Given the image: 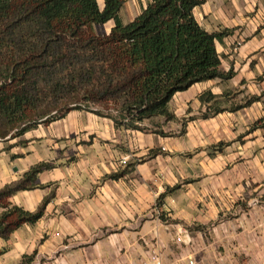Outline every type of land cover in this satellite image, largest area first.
I'll return each mask as SVG.
<instances>
[{
  "label": "crops",
  "instance_id": "1",
  "mask_svg": "<svg viewBox=\"0 0 264 264\" xmlns=\"http://www.w3.org/2000/svg\"><path fill=\"white\" fill-rule=\"evenodd\" d=\"M192 12L219 35L220 69L232 76L176 92L168 103L174 118L154 117L155 131L70 109L0 139V189L34 165H49L36 177L43 186L16 191L9 206L32 212L51 196L40 219L0 237V264H18L23 255H34L31 264H142L151 248L166 264L187 257L238 264L230 254L240 249L250 254L243 264H264V221L251 227L242 216L222 219L239 211L242 199L264 196L256 193H264V155H253L264 151L257 136L264 130V0H204ZM204 93L212 98L202 102ZM127 164L134 165L126 174L109 177ZM181 228L192 234L191 244L173 240Z\"/></svg>",
  "mask_w": 264,
  "mask_h": 264
},
{
  "label": "trees",
  "instance_id": "2",
  "mask_svg": "<svg viewBox=\"0 0 264 264\" xmlns=\"http://www.w3.org/2000/svg\"><path fill=\"white\" fill-rule=\"evenodd\" d=\"M203 2L149 0L123 24V0H100V4L99 0H0V139L20 136L40 122L81 109L75 106L55 114L58 97L68 86L88 87L87 101L119 100V118L110 117L116 126L143 130L144 120L173 119L168 103L176 92L196 82L232 76V70L220 69L215 48L219 35L206 31L194 18L193 8ZM108 21L114 23L108 34L94 33V25ZM199 98L203 102L212 95ZM133 165L109 177H121ZM47 167V163L34 165L20 180L0 189V206L5 208L0 212V237L42 217L51 196L32 212L9 206L7 198L19 190L42 187L36 177ZM33 257L23 255L18 264H31Z\"/></svg>",
  "mask_w": 264,
  "mask_h": 264
},
{
  "label": "rangeland",
  "instance_id": "3",
  "mask_svg": "<svg viewBox=\"0 0 264 264\" xmlns=\"http://www.w3.org/2000/svg\"><path fill=\"white\" fill-rule=\"evenodd\" d=\"M149 0H123V5L122 8L120 10V19L122 21L123 24L133 20L141 11L142 7L146 5V3ZM99 4H100V0H99ZM113 21H108L104 24H100V25H94L93 26V31L95 34H100V35H104V34H108L110 29L113 26ZM88 87L85 86H68L64 92H61L60 96L58 97L59 100H57V108H56V115L62 113L63 111L75 107V106H80L81 109H86L89 111H98L104 115H106L107 117H116L119 118L120 115V111H121V102L119 100H115V99H110V98H102L100 101L97 102H93V101H87L85 100L86 95L88 94ZM159 122L158 118H153V119H147L145 120V124L142 125V123L140 124V126L142 127L143 130H147V131H155V125L156 122ZM261 135V136H260ZM257 136L259 137L260 140H264V130L257 133ZM256 136V137H257ZM255 150V149H254ZM256 152V151H255ZM254 158L260 157V155H264V151L263 152H256L253 153ZM256 161V160H255ZM261 183V181H260ZM256 185V183H254ZM257 186V185H256ZM260 188L264 189V180L262 181V184L260 185ZM260 191H257V195H261L264 193H259ZM157 202L156 205H158V202L161 201V198L157 197ZM160 199V200H159ZM264 196L259 197V196H253L251 199L248 198H244L242 199V201H244L243 205H240L238 207L239 211L237 209H235L232 213L226 214L222 219L225 218H229L230 216L232 218H234L236 215L237 216H242L243 220H247L249 226L251 227H255L254 223H257V225L261 226V224H259L261 222V220L264 221ZM161 204V202H159ZM159 204V205H160ZM257 206V207H256ZM258 206H261L262 211H250L251 208L252 209H257ZM157 215L159 218L162 219V217L160 216V214L162 213L164 216V213L162 212V210L160 209V207L158 209H156ZM165 220V217H163ZM242 231V229H241ZM231 244V243H230ZM238 245V244H237ZM236 244H233L231 247L233 246H237ZM225 246H229V244H225ZM224 245H218L216 247V249L218 251L223 252ZM230 247V248H231ZM229 249V248H228ZM227 249V250H228ZM232 249V248H231ZM230 251V249H229ZM235 255V256H239L238 259V264H243L244 260H245V255H250L247 254L246 252H243V250L240 249L239 252L236 253H231L230 255ZM228 262L226 260H224V264H227ZM213 264H216L213 262ZM221 264V263H220Z\"/></svg>",
  "mask_w": 264,
  "mask_h": 264
},
{
  "label": "built area",
  "instance_id": "4",
  "mask_svg": "<svg viewBox=\"0 0 264 264\" xmlns=\"http://www.w3.org/2000/svg\"><path fill=\"white\" fill-rule=\"evenodd\" d=\"M127 158L121 160L122 164H126ZM173 240L176 243L189 245L193 241V236L190 231L186 228H181L180 231L175 235ZM142 264H166L163 257L155 248L149 249L147 259L142 262ZM172 264H197L196 260L192 257H187L186 259L179 258L175 260ZM212 264V263H203Z\"/></svg>",
  "mask_w": 264,
  "mask_h": 264
}]
</instances>
